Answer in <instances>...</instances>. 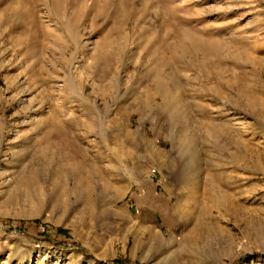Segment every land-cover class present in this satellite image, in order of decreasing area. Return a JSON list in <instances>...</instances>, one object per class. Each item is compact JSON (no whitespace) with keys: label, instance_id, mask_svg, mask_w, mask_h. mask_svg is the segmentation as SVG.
Returning a JSON list of instances; mask_svg holds the SVG:
<instances>
[{"label":"rangeland","instance_id":"374dc122","mask_svg":"<svg viewBox=\"0 0 264 264\" xmlns=\"http://www.w3.org/2000/svg\"><path fill=\"white\" fill-rule=\"evenodd\" d=\"M263 119L264 0H0V264H264Z\"/></svg>","mask_w":264,"mask_h":264},{"label":"bare ground","instance_id":"6f19581e","mask_svg":"<svg viewBox=\"0 0 264 264\" xmlns=\"http://www.w3.org/2000/svg\"><path fill=\"white\" fill-rule=\"evenodd\" d=\"M79 10V9H78ZM72 26V25H71ZM74 26V25H73ZM71 29V28H70ZM73 29H74V27H73ZM74 31V30H73ZM107 43V42H106ZM108 43H110L109 42V40H108ZM202 65V64H201ZM172 73V72H171ZM161 74V73H160ZM159 73H157V76H155V78H154V80H153V82H154V90H156V92H160V94H162V96H163V101L164 102H166L167 104H169V100H168V97L169 96H167V94H168V92H167V88H165L166 87V84H167V81H172V78H171V74H169V75H166L167 76V80L165 81V80H163L162 81V79H160V75ZM220 75V74H219ZM218 77V76H217ZM166 78V77H165ZM221 80V79H220ZM237 84V83H236ZM233 85V84H232ZM252 86V85H251ZM168 87V86H167ZM176 87V86H175ZM230 89V88H229ZM246 89V88H245ZM177 90H178V88H177ZM232 90V89H231ZM166 92H167V94H166ZM236 92H237V90H236ZM238 92H240V91H238ZM158 94V93H157ZM164 94V95H163ZM217 94V93H216ZM244 94V93H243ZM156 95V94H155ZM240 95V94H239ZM242 96V95H241ZM244 96V95H243ZM253 96V95H252ZM173 97V96H172ZM171 97V98H172ZM170 98V97H169ZM221 98H222V95H221ZM221 98H219V99H221ZM232 98V97H231ZM178 99H182V98H178ZM227 99V98H226ZM250 99V98H249ZM172 100H174V99H172ZM253 100H254V102L257 104L258 103V100H256V99H254L253 98ZM263 101V100H262ZM174 102V101H173ZM172 102V103H173ZM178 102H179V100H178ZM178 102H176V103H178ZM232 103V102H231ZM230 103V104H231ZM149 104V103H148ZM148 104H145L144 106L146 107V108H149V106H148ZM166 105V104H165ZM171 105V104H170ZM174 105H176V104H174ZM168 106V105H167ZM145 109V108H144ZM261 110V109H260ZM263 112V111H262ZM260 114V113H259ZM262 115V114H261ZM259 116V115H258ZM211 117V116H210ZM264 120V119H263ZM94 121V120H93ZM93 122H91L90 124H92ZM230 125V124H229ZM229 125H228V127H229ZM231 126V125H230ZM227 127V128H228ZM234 128V127H233ZM213 129V128H212ZM229 129V128H228ZM231 130V129H230ZM232 130H235V129H232ZM220 131H218V133H219ZM228 132H230V131H228ZM226 134H228V133H225V135ZM219 135V134H218ZM228 137V136H227ZM226 139V138H225ZM238 139V138H237ZM230 140V138L228 139V141ZM219 143V142H218ZM146 144V143H145ZM228 145V144H227ZM152 146H151V144L150 143H147V146L145 147L146 149L148 148L149 150H151L152 148H151ZM239 148V147H238ZM224 150V149H223ZM153 151V150H152ZM238 151V150H237ZM242 151V150H241ZM149 152V151H148ZM155 153L154 154H157L158 153V151L156 150V151H154ZM246 152V151H245ZM235 154V153H234ZM237 155V154H236ZM239 155V154H238ZM237 155V156H238ZM156 156V155H155ZM239 157V156H238ZM234 160H236V159H234ZM112 178V177H111ZM230 178V177H229ZM78 184V183H77ZM220 194L221 195H223V196H227V194H226V192H224V191H221L220 190ZM222 197V196H221ZM226 197H224V199H225ZM226 200V199H225ZM221 204V203H220ZM214 206H216V207H219L218 209H220V210H218V212L219 211H222L223 212V210L221 209L222 207L221 206H219V205H214ZM217 210V209H216ZM227 210V209H226ZM236 211V210H235ZM228 213V212H227ZM227 213H224V214H227ZM220 215H221V212L219 213ZM229 214H230V212H229ZM232 216V215H231ZM236 217V216H235Z\"/></svg>","mask_w":264,"mask_h":264},{"label":"crops","instance_id":"0c3cea01","mask_svg":"<svg viewBox=\"0 0 264 264\" xmlns=\"http://www.w3.org/2000/svg\"><path fill=\"white\" fill-rule=\"evenodd\" d=\"M30 10H31V11L33 10V9H32V7H31V9H30Z\"/></svg>","mask_w":264,"mask_h":264}]
</instances>
